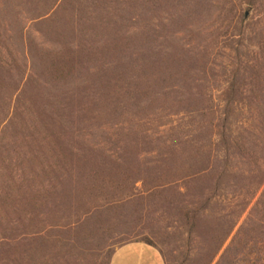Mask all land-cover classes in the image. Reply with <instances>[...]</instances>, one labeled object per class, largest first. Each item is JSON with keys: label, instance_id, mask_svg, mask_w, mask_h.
Wrapping results in <instances>:
<instances>
[{"label": "rangeland", "instance_id": "obj_1", "mask_svg": "<svg viewBox=\"0 0 264 264\" xmlns=\"http://www.w3.org/2000/svg\"><path fill=\"white\" fill-rule=\"evenodd\" d=\"M152 2L161 11L150 14V24L167 36L166 51L176 58L192 51L197 66L189 80L160 85L156 92L164 95L135 127L148 130L156 146L144 152L132 143L125 156L136 157L128 171L134 179L140 174L144 191L161 195L143 212L149 217H133L153 247L137 243L109 255L97 252L92 238L80 251L63 243L36 251L26 241L75 220L44 195L72 165L69 156L57 159L47 127L77 132L78 142L69 144L97 155L120 157L119 146L131 141V117L117 127L108 117L115 103L104 113H79L89 82L83 70L64 84L47 81L53 52L64 49L72 64L87 65L79 54L102 34L72 23L73 0H0V79L9 85L0 95V264H160L159 253L165 264H218L245 226L251 207L245 211L247 201L236 199L237 178L247 177L241 184L252 189L264 179V0ZM189 90L205 117L183 115ZM229 108L236 113L221 118ZM223 121L226 146L218 135Z\"/></svg>", "mask_w": 264, "mask_h": 264}, {"label": "trees", "instance_id": "obj_2", "mask_svg": "<svg viewBox=\"0 0 264 264\" xmlns=\"http://www.w3.org/2000/svg\"><path fill=\"white\" fill-rule=\"evenodd\" d=\"M73 1L70 16L72 23L78 28L90 26L95 33L102 34L101 42L94 40L91 45L85 46V50H81L79 55L83 59L87 58V65H84V60L81 66L72 64L64 49L53 52L49 59L47 81L64 84L83 70L89 82L81 88V92H85L86 102L79 113H104L115 103L117 106L108 112V117L116 119L117 123L112 124L116 127L123 123L118 122V119L131 117L130 123L133 126L128 134L131 141L119 146L120 157L97 155L95 149L77 148L69 144V141L78 142L77 132L64 129L63 132L68 133L64 136L62 132H53L47 127L57 159H68L69 156L72 165L63 173L57 172L56 179L44 195L54 201L56 212L67 218L74 217L75 220L65 227L52 228L26 241L36 251H48L58 243L80 251L87 245V240L92 238L96 239V251L109 255L115 247L131 243L152 246L138 231L133 217L139 212L142 214L139 216L141 222L143 215L149 217L150 212H143L153 202L160 203L161 195L156 190L144 191L145 181L140 178V174H136L138 178L134 179L128 171L136 157L125 160V156L129 154L132 143L145 149L144 152L150 151V146H156L157 140H153L148 130L136 131L135 127L141 126V116L146 113V107L152 110L164 95L156 92L160 85L167 79L178 82L189 80L187 75L195 69L197 60L192 56V51H186L181 58L166 51L163 41L167 40V36L150 24V14L161 11L153 6L152 0ZM45 16L49 17V14ZM188 21L183 20L186 23ZM162 28L166 29V26ZM7 87V79H0V95ZM189 91L183 115L205 117L208 111L197 95ZM236 111L229 108L225 114H221V118L223 115L231 117ZM220 127L222 132L218 130V135L221 146H226L227 136L224 131L227 127L224 121ZM237 180L242 186H237L236 199L247 201L245 211L251 209L245 226L225 249L218 264H264V233L259 228L260 224H264V179L255 189H252L251 184H241L242 181H248L247 177L242 176ZM140 182L143 185L137 192L136 185ZM255 224L258 227L252 228L248 234L245 229ZM259 236L263 239L259 240ZM111 260L106 264H111Z\"/></svg>", "mask_w": 264, "mask_h": 264}, {"label": "crops", "instance_id": "obj_3", "mask_svg": "<svg viewBox=\"0 0 264 264\" xmlns=\"http://www.w3.org/2000/svg\"><path fill=\"white\" fill-rule=\"evenodd\" d=\"M133 244H137V243H131V244L124 245V246L118 248L116 251H117V253H121V251L128 249V247H130ZM149 247H151V246H149ZM157 253H159V252H157ZM158 257H159L158 259H159L160 264H165L164 259L160 253L158 254ZM141 264H146V263H145V261H143V263H141Z\"/></svg>", "mask_w": 264, "mask_h": 264}]
</instances>
